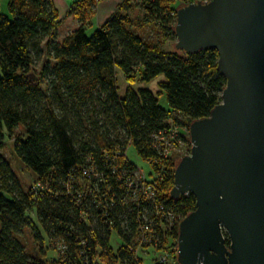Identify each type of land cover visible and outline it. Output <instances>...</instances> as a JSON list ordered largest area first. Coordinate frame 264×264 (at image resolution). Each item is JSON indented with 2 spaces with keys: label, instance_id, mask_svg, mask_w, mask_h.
<instances>
[{
  "label": "trees",
  "instance_id": "trees-1",
  "mask_svg": "<svg viewBox=\"0 0 264 264\" xmlns=\"http://www.w3.org/2000/svg\"><path fill=\"white\" fill-rule=\"evenodd\" d=\"M79 1L71 14L81 23L60 40L53 0H9V14L0 13V264H180V222L197 201L172 197L175 169L191 152L190 124L222 102L227 79L217 50L166 48L123 11L139 7L177 41L178 9L205 0H123L93 35L100 0ZM159 76L155 92L146 84ZM8 140L31 185L3 152ZM130 145L149 173L128 157Z\"/></svg>",
  "mask_w": 264,
  "mask_h": 264
},
{
  "label": "water",
  "instance_id": "water-1",
  "mask_svg": "<svg viewBox=\"0 0 264 264\" xmlns=\"http://www.w3.org/2000/svg\"><path fill=\"white\" fill-rule=\"evenodd\" d=\"M175 31L177 49L217 50L227 79L222 102L190 124L191 152L175 169L172 197L197 201L180 222L178 262L264 264V0L192 2Z\"/></svg>",
  "mask_w": 264,
  "mask_h": 264
},
{
  "label": "rangeland",
  "instance_id": "rangeland-1",
  "mask_svg": "<svg viewBox=\"0 0 264 264\" xmlns=\"http://www.w3.org/2000/svg\"><path fill=\"white\" fill-rule=\"evenodd\" d=\"M70 1H68V2L70 3ZM102 1H105V0H100V1L95 2V9H92V11L95 10V12H94V15L92 18H95V17L98 18V16L100 15L99 14V12H100L99 6H100V3ZM115 2H116L115 6H114L113 10L110 12V14L112 12H115L117 9H119L121 7V5L124 3L123 0H116ZM128 2H130V3L132 2L133 4H136L135 1H133V0L132 1L128 0ZM80 4H81L80 1L75 2V5L71 6V9H70L68 15L65 16L66 19H64V21L61 20L60 25H59V29L57 31L58 32L57 36H58L59 40L62 39L66 34L74 31L80 25L81 22H80V20H78L76 15L71 14L72 8L73 7L75 8L76 6H80ZM182 6H184V5H182ZM129 9L130 10H128V11H125V10L123 11V9H122V11L129 13V17L132 19L133 27L135 29H137L139 31V33H141L142 35H145L148 38V40H150V41L158 42L160 44H162V42H164V43L168 42V44H166V46H165L166 48L169 47L170 49H173V50L176 49L175 44L177 41H175L174 39L173 40L164 39L165 37H164V35H162V32L159 33L158 28H156L152 24V22L146 21L144 14H143V10H141L139 7H135L133 5ZM0 13L9 14V0H0ZM98 20H99V23L101 24L102 19L101 20L98 19ZM147 20H149V19H147ZM89 21H91V20H89V18H87V21H85V23H88ZM91 22H93V24L87 25L88 35H93L94 32L98 29L96 20H92ZM48 60H49V58L47 56V50L45 49V54L43 55L42 60L39 61L38 63H36L35 68L38 71H41L42 66ZM52 62H54V61L52 60ZM163 79H164L163 76H159L158 78H156V80H154L150 84H146V85H147V87L153 89L156 92V91L160 90L159 84ZM118 80H119V85H120L121 93H122L127 88L128 82H127V79L125 78V76L121 72H119ZM42 87L46 88V85L44 84ZM161 106L166 108V109L169 108L166 94L161 98ZM18 131H21V129H19ZM183 134L186 138L189 137V133L185 129L183 130ZM189 142H191V139ZM182 150H183L182 151L183 153L186 152L187 151V145H185L182 148ZM3 152L5 153L7 158H9V160L11 161L12 166L14 167L16 172L19 174V176L21 177L24 184L26 186L31 185V183L34 182L33 173L24 164H22L19 161V159L17 158V156L15 155L12 140H8L6 142V144L3 148ZM179 153H181V151H179ZM127 154H128V157L134 163H136L143 171H145L146 173H149L150 167H149L148 163L138 153V151L134 145L129 146V148L127 150ZM187 154H189V153H187ZM30 214H31V216H33L35 218L34 212H30ZM22 238H23L24 242L27 244V247L29 249L35 248L36 243L33 239V236H32L30 229H26V231L23 233Z\"/></svg>",
  "mask_w": 264,
  "mask_h": 264
},
{
  "label": "crops",
  "instance_id": "crops-1",
  "mask_svg": "<svg viewBox=\"0 0 264 264\" xmlns=\"http://www.w3.org/2000/svg\"><path fill=\"white\" fill-rule=\"evenodd\" d=\"M54 1V4H55V7L58 9V13H59V17L62 21H64V19H66V15H68L70 9H71V6L75 4V2L77 0H68L70 1V3L67 1V0H53ZM116 0H105V1H102L100 3V12H99V16L98 18L95 17L93 20H96L97 22V26H101L103 25L109 18L110 16L114 13L112 12L110 14V12L113 10L114 6H115V2ZM109 15V16H108ZM98 19H102V23L100 24L99 23V20ZM93 24V22H92Z\"/></svg>",
  "mask_w": 264,
  "mask_h": 264
},
{
  "label": "built area",
  "instance_id": "built-area-1",
  "mask_svg": "<svg viewBox=\"0 0 264 264\" xmlns=\"http://www.w3.org/2000/svg\"><path fill=\"white\" fill-rule=\"evenodd\" d=\"M207 1H209V0H205V1H203V2H207Z\"/></svg>",
  "mask_w": 264,
  "mask_h": 264
}]
</instances>
